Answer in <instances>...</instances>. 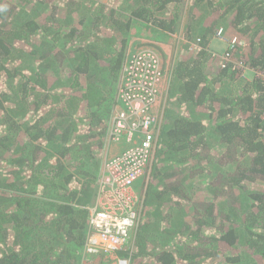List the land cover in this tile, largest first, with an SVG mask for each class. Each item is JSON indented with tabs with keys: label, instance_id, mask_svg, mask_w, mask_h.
<instances>
[{
	"label": "trees",
	"instance_id": "1",
	"mask_svg": "<svg viewBox=\"0 0 264 264\" xmlns=\"http://www.w3.org/2000/svg\"><path fill=\"white\" fill-rule=\"evenodd\" d=\"M183 1L0 0V264H101L106 253L84 244V206L110 93L129 34L174 32ZM185 15L179 109L157 142L151 203L115 253L130 264H264L263 84L211 69L207 47L225 26L264 70V0H188Z\"/></svg>",
	"mask_w": 264,
	"mask_h": 264
},
{
	"label": "built area",
	"instance_id": "2",
	"mask_svg": "<svg viewBox=\"0 0 264 264\" xmlns=\"http://www.w3.org/2000/svg\"><path fill=\"white\" fill-rule=\"evenodd\" d=\"M214 36L225 39L227 45L222 53L210 51L212 62H216L218 68L238 71L240 78L246 81L258 78L264 88V70L246 64L248 40L227 33L222 26L215 30ZM195 41L189 43V49L194 48ZM122 71V82L117 90L121 107L111 114L108 137L115 142L125 140L130 146L105 159L95 197L84 206L88 212L84 244L88 250L105 253L124 248L141 218L140 197L135 193L134 184L150 173L157 147L153 107L163 76L162 61L152 49H141L127 58ZM260 117L264 121V112ZM116 264H130V260L118 257Z\"/></svg>",
	"mask_w": 264,
	"mask_h": 264
},
{
	"label": "crops",
	"instance_id": "3",
	"mask_svg": "<svg viewBox=\"0 0 264 264\" xmlns=\"http://www.w3.org/2000/svg\"><path fill=\"white\" fill-rule=\"evenodd\" d=\"M182 4V12L180 13V19H179V23L178 26L179 28L177 30H175L172 33H160V34H144L142 35V33L138 31H134V35L139 36L141 40H143V42H140V44L148 42L147 38L148 36L150 37V41H151V37L150 35H154L157 37H154L155 40L157 41V43H160V46H162L161 50L162 52H164L163 54V63H162V69L164 70V78H163V82H162V92L161 95L159 97L160 101L162 100V105L163 106V113L161 115L163 120V126H161L160 128L156 129V137L157 139H159L160 136V132L162 131V129L164 128V126L166 125V123L170 120L171 117H173L174 114H176L175 112V108L179 109L178 104L176 103V101L174 100L175 96L177 97V79L174 76V65L175 63H177L179 61V59L182 57V55L186 50V45L184 40H186L183 36V29H184V24H185V12L188 9V0L183 1ZM223 27V26H222ZM218 28V27H217ZM216 28V29H217ZM225 28V26H224ZM215 29V30H216ZM214 32L211 34L207 47L211 52L214 53H222L225 49H226V45L227 42L225 39H219L218 37L214 36ZM227 30V28H226ZM228 33V31H227ZM144 37V38H141ZM138 38H136V40H139ZM154 39H152L153 42H156ZM151 41V42H152ZM129 42H132V40H130ZM139 42V41H137ZM147 44V43H146ZM138 45V44H137ZM137 45H134L135 47H133L134 49L138 48ZM126 62V59L124 58L122 60V64L124 66ZM123 66L121 67V70L123 68ZM211 67V69H217V65L216 62H210V64H208V67ZM116 89V88H115ZM118 88L116 89V91H112L110 93L111 96V100H110V104L107 105L108 108V112L106 114V116H110L112 114V112L117 109L120 108V106L116 104V100H115V93L117 92ZM171 109H173V111H171ZM157 107L153 108V114L156 117V121H157ZM110 123V122H109ZM208 133H210V131H208ZM214 137H211V139ZM122 145H124L123 147H118L116 148V152L114 153H119L121 152L123 149L127 148L130 144L129 143H125L122 141V143H120ZM156 166H159V156H157V147L155 148V153H154V157L151 163V168H150V173L146 176H144L143 178H141L140 180H138L135 184H134V190L136 191L135 193L137 195H139L140 197V211H141V216L143 215V212L146 208V210L148 209V207H146L147 202L151 203L150 200H152L151 198H147V189L148 186L150 184V180H151V176L153 175L154 172H156ZM156 170V171H155ZM144 186V189H143ZM141 189H143L141 191ZM115 257H117L116 253L114 252ZM118 258V257H117ZM117 258H115L114 260V264H116V260Z\"/></svg>",
	"mask_w": 264,
	"mask_h": 264
},
{
	"label": "rangeland",
	"instance_id": "4",
	"mask_svg": "<svg viewBox=\"0 0 264 264\" xmlns=\"http://www.w3.org/2000/svg\"><path fill=\"white\" fill-rule=\"evenodd\" d=\"M22 12V11H21ZM17 17H23V14H19ZM134 33L135 32H133V33H131V34H129V39H128V43H127V46H126V52H125V59L127 60V58L130 56V55H132L133 53H135V52H137V51H139V50H141L142 48H140V49H134L133 47H135L134 45H137V44H139L140 45V42H143V40H141V39H139L140 37L139 36H137V35H134ZM141 33V32H140ZM145 33H142V35H144ZM147 35V34H146ZM150 36H152L151 37V41H152V39H154L155 40V38L154 37H157V36H154V35H150ZM136 38H138L139 40H136ZM141 38H144V37H141ZM130 40H132V42H129ZM147 40H148V42H150V44L149 45H147V46H145V48L144 49H146V48H149V49H152L153 51H155L158 55H159V57H160V59H161V61H162V63H163V54H164V52H162V50H161V48H162V46H160V43H157V41L156 42H151L150 41V37L148 36V38H147ZM137 41H139V42H137ZM138 45V46H139ZM123 66V65H122ZM121 66V67H122ZM123 71L121 70V68H120V70H119V72L117 73V83L119 84V86H120V84H121V82H122V78H123ZM163 76H164V73H163ZM162 76V80H161V83H160V86H159V95H158V99H157V103H155L154 104V107H157V113H156V115H157V121H156V123H155V125H156V127L157 128H160L161 126H163L162 124H163V120H161L162 119V117H161V115H162V113H163V106L164 105H162V100L160 101V99H159V97H160V95H161V92H162V88H163V86H162V82H163V77ZM164 83V82H163ZM118 86V85H117ZM118 86V87H119ZM114 91H116V89H114ZM114 97H115V100H116V106H117V104L120 106V99L118 98V91L115 93V95H114ZM121 107V106H120ZM153 107V108H154ZM109 132V131H108ZM102 140L104 141V145H105V153L103 152L102 153V155L100 156V161H101V164L99 163L98 164V167H99V170H101L100 171V173H98L99 175H98V177L96 178V182L92 185V187L94 188V185H95V188H97V184H98V179H99V177H100V175H101V173H102V169H101V167H103V164H104V161H105V159H108L109 157H112V156H115V155H117V154H119V153H114V152H116L117 150H116V148H117V146L118 147H123L124 145H122V144H120V143H122V141L123 142H127V141H125V140H121V141H119V142H115V141H112L109 137H108V134L106 135V137H103L102 138ZM157 142H158V139H157ZM127 143H129V142H127ZM130 144V143H129ZM130 146V145H129ZM126 149V148H125ZM124 150V149H123ZM122 150V151H123ZM104 157V158H103ZM103 161V162H102ZM93 173H95L94 171H93ZM97 174V173H96ZM96 177V176H95ZM143 189H144V186H143ZM143 189H141V191L143 190ZM92 199H90L89 200V203H91L92 201H91ZM91 201V202H90ZM114 260H115V254L114 253H106L105 254V256L103 257V260H102V262H101V264H114Z\"/></svg>",
	"mask_w": 264,
	"mask_h": 264
}]
</instances>
